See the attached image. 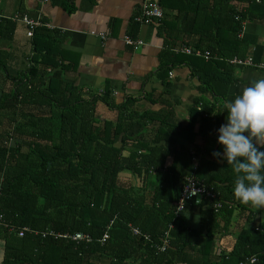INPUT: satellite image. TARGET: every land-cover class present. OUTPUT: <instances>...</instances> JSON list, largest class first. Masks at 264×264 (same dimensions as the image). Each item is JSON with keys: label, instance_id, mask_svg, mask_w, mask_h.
<instances>
[{"label": "trees", "instance_id": "trees-1", "mask_svg": "<svg viewBox=\"0 0 264 264\" xmlns=\"http://www.w3.org/2000/svg\"><path fill=\"white\" fill-rule=\"evenodd\" d=\"M152 1L162 9L153 23L166 36L169 56L161 72L176 63L189 66L202 93L218 104L199 98L195 105L202 108H192L187 129L191 143L195 135L204 141L194 178L214 199L185 200L177 214L191 175L188 151L160 143L162 135L142 140L138 131L146 125L127 119L131 99L116 108L118 122L101 123L95 105L111 107L108 93L84 99L66 85L67 66L52 33L38 27L27 69L11 75L10 51L0 48V73H7L0 88V264H264V221L257 218L264 208L234 199L232 167L212 155L219 150L212 133L225 122L222 101L237 81L236 68L248 67L231 61L251 56L264 64L263 47L244 33L246 23L264 21V0ZM134 27L133 37L138 23ZM14 29V22L0 21V44ZM182 48L210 58L173 52ZM197 115L201 122L192 134ZM172 128L162 123L156 134ZM76 234L82 240H74Z\"/></svg>", "mask_w": 264, "mask_h": 264}, {"label": "crops", "instance_id": "crops-1", "mask_svg": "<svg viewBox=\"0 0 264 264\" xmlns=\"http://www.w3.org/2000/svg\"><path fill=\"white\" fill-rule=\"evenodd\" d=\"M145 1L0 0V21L27 16L48 24L49 28L46 29L52 33L61 52L64 60L62 64L67 66L63 76L64 83L78 88L84 99L102 92L108 93L112 105L107 107L96 103V118L101 123L118 122L120 111L116 108H121L126 100L131 99L133 114L127 119L133 125H146L142 132L138 131V135L143 134L142 140L150 141L157 135H162L160 143L168 140L171 141L172 148H184L188 151L191 167V158L195 157L197 160V153L204 143L199 135H195L192 143L187 139V129L192 119L191 110L193 107L197 112L201 110L200 104L195 105L199 98L208 100L215 106L218 104L213 95L202 93L201 84L192 75L189 66L176 63L168 72H161L160 68L166 65L169 56L166 53V36L158 32L155 23H138L136 36L130 35L135 28L134 18ZM70 9L72 10L69 11ZM14 23L11 39H4L0 44L1 49L10 51L7 65L11 75L27 69L32 54V37L26 36V26L21 21ZM244 33L254 37L256 43L263 47L261 60L264 62V21L246 23ZM101 36H105V39L102 40ZM125 36L142 40L144 45L133 49L124 43ZM5 75L6 72L0 73V88L4 83L2 88L7 85V82H1V77ZM234 77L237 81L230 86L222 101L223 106L225 101L234 98L251 82L264 78V71L251 67L236 68ZM124 114L126 116L127 113ZM195 118L192 134L198 132L201 115ZM162 123L176 129L167 130L166 134H156V129ZM172 130L176 132L171 133ZM213 135L217 136V133L213 132ZM206 144L207 147L214 146L211 141ZM217 151H222L220 145ZM128 154V151L124 153L125 156ZM171 161V158L168 159V165ZM125 175L129 177L127 173L122 176ZM257 218L264 221V214H258ZM2 257L0 245V262Z\"/></svg>", "mask_w": 264, "mask_h": 264}, {"label": "clouds", "instance_id": "clouds-1", "mask_svg": "<svg viewBox=\"0 0 264 264\" xmlns=\"http://www.w3.org/2000/svg\"><path fill=\"white\" fill-rule=\"evenodd\" d=\"M225 122L217 131L222 151L218 162L231 165L235 174L234 199L256 209L264 208V78L246 86L225 101ZM192 188L190 195H196Z\"/></svg>", "mask_w": 264, "mask_h": 264}, {"label": "built area", "instance_id": "built-area-1", "mask_svg": "<svg viewBox=\"0 0 264 264\" xmlns=\"http://www.w3.org/2000/svg\"><path fill=\"white\" fill-rule=\"evenodd\" d=\"M43 2H47L48 0H41ZM162 17V9L159 7V5L155 2H153L152 0H146L139 12V14L134 18V21L136 23L139 24H150L153 22V20H159ZM12 21L16 22V21H21L27 28L26 31V36L27 37H32L33 35V31L35 28H40V27H44V28H49L48 24H45L43 22H40L38 20H34L32 18H28L27 16H22L21 18L18 17H14L12 19ZM101 39H105V36H101ZM124 43L127 46L132 47L133 49H137L140 46H143L144 43L142 40L139 39H132L129 36H125L123 38ZM175 53H182V54H186V55H194L196 57H200L203 56V58L205 59H209L210 56L208 54H201L199 51L192 53V51L188 48H182L180 50L175 49L174 50ZM232 64H236L237 66H248L254 69H261L264 70V64L263 63H259V64H255L253 62V59L251 56H248V58L246 60H232L231 61ZM197 160L195 157L191 158V175L187 178H185V183L183 185V190L181 193V196L179 197V202L177 205V209H176V213L180 214L181 212H183L185 210V203L184 201H192L193 199H197L196 202L198 203L199 200H201L203 197H205L206 199L210 198V199H214V195L208 191L206 189V186L204 184H202L201 182H198L195 178H194V172L196 171V167H197ZM195 188L197 189V193L196 195H190L191 189ZM199 199V200H198ZM220 205L219 203H215L213 205V209L217 210L219 209ZM25 232V229H23L20 233L19 236H22L23 233ZM136 230H134V234H136ZM74 240H82V236L80 234H76L73 236ZM108 239V233L105 232L103 238H102V242H105ZM168 244V238L165 237L164 238V246L161 247V251L164 250L165 245Z\"/></svg>", "mask_w": 264, "mask_h": 264}, {"label": "rangeland", "instance_id": "rangeland-1", "mask_svg": "<svg viewBox=\"0 0 264 264\" xmlns=\"http://www.w3.org/2000/svg\"><path fill=\"white\" fill-rule=\"evenodd\" d=\"M123 178H124V179H127V176L125 175V176H123ZM235 232H236V231H235Z\"/></svg>", "mask_w": 264, "mask_h": 264}]
</instances>
